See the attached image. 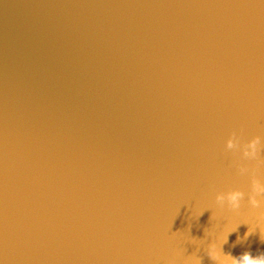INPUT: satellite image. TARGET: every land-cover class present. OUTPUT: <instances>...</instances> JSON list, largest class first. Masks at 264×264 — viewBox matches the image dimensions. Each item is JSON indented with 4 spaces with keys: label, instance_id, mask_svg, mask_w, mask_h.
<instances>
[{
    "label": "clouds",
    "instance_id": "obj_1",
    "mask_svg": "<svg viewBox=\"0 0 264 264\" xmlns=\"http://www.w3.org/2000/svg\"><path fill=\"white\" fill-rule=\"evenodd\" d=\"M259 137L253 139L250 141L247 145V148L250 149L251 151H246L245 156H254L256 152V145L259 143ZM227 147L232 148L233 147V141L231 139L228 140L227 142ZM261 192H264V186H261L259 189ZM243 196V193L236 191L229 193V200L231 201L233 207H238L239 206V200ZM218 199H222V197H217ZM253 203H256L255 200H253ZM237 230V229H236ZM234 230V231H236ZM231 232H229L230 234ZM253 231L249 228L248 232L245 233V239L252 234ZM260 238L262 241H264V233L260 232ZM227 242V238H225V243ZM221 252H222V247H221ZM210 259L215 260L216 259V254L212 251L208 253ZM226 257H228L231 261V264H264V252L258 254V255H253L251 252L246 251L242 254H240L238 257H233L231 254H224Z\"/></svg>",
    "mask_w": 264,
    "mask_h": 264
}]
</instances>
